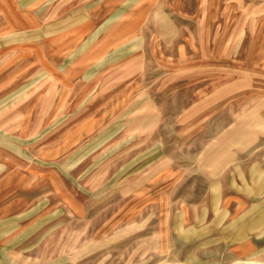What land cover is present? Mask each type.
Segmentation results:
<instances>
[{
	"label": "rangeland",
	"instance_id": "obj_1",
	"mask_svg": "<svg viewBox=\"0 0 264 264\" xmlns=\"http://www.w3.org/2000/svg\"><path fill=\"white\" fill-rule=\"evenodd\" d=\"M0 264H264V0H0Z\"/></svg>",
	"mask_w": 264,
	"mask_h": 264
}]
</instances>
